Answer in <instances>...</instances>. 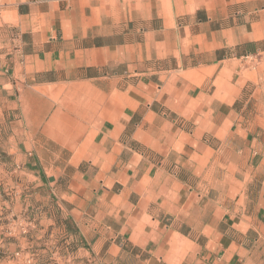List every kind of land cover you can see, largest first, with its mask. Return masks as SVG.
Instances as JSON below:
<instances>
[{
	"label": "crops",
	"instance_id": "0c3cea01",
	"mask_svg": "<svg viewBox=\"0 0 264 264\" xmlns=\"http://www.w3.org/2000/svg\"><path fill=\"white\" fill-rule=\"evenodd\" d=\"M0 14V264H264V0Z\"/></svg>",
	"mask_w": 264,
	"mask_h": 264
},
{
	"label": "rangeland",
	"instance_id": "374dc122",
	"mask_svg": "<svg viewBox=\"0 0 264 264\" xmlns=\"http://www.w3.org/2000/svg\"><path fill=\"white\" fill-rule=\"evenodd\" d=\"M15 1L16 0H0V13H1L4 5H7L9 2L14 3Z\"/></svg>",
	"mask_w": 264,
	"mask_h": 264
},
{
	"label": "water",
	"instance_id": "95a60500",
	"mask_svg": "<svg viewBox=\"0 0 264 264\" xmlns=\"http://www.w3.org/2000/svg\"><path fill=\"white\" fill-rule=\"evenodd\" d=\"M54 179H51V181H53Z\"/></svg>",
	"mask_w": 264,
	"mask_h": 264
}]
</instances>
